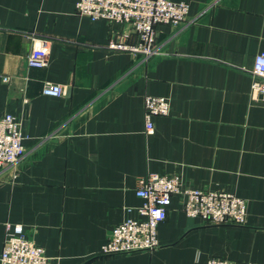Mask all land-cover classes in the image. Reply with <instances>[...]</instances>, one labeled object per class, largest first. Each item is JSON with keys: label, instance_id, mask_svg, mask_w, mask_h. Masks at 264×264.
Wrapping results in <instances>:
<instances>
[{"label": "crops", "instance_id": "1", "mask_svg": "<svg viewBox=\"0 0 264 264\" xmlns=\"http://www.w3.org/2000/svg\"><path fill=\"white\" fill-rule=\"evenodd\" d=\"M172 1L189 4V22L158 25L160 54L144 61L108 48L113 33L136 43L129 26L79 15L78 0H0V116L24 120L27 150L0 169V255L11 223L61 264H264V97L252 93L264 0ZM44 41L48 66L28 67ZM47 83L65 95H44ZM148 95L172 106L151 132ZM149 173L236 194L246 224L208 225L175 196L157 250L101 255L115 226L141 217Z\"/></svg>", "mask_w": 264, "mask_h": 264}, {"label": "built area", "instance_id": "2", "mask_svg": "<svg viewBox=\"0 0 264 264\" xmlns=\"http://www.w3.org/2000/svg\"><path fill=\"white\" fill-rule=\"evenodd\" d=\"M190 6L187 2L172 0H78L77 13L93 21L104 20L111 25L124 24L137 37L130 43L129 34L113 33L108 48L113 52H130L148 61L160 54L156 44L157 26L188 24ZM2 24L0 22V29ZM49 41L33 48L26 62L31 68H45L49 64ZM252 84L253 95L264 97V53L256 56ZM6 82L11 77L4 76ZM43 94L62 97L65 88L47 83ZM172 106L169 99L148 95L145 98L146 129L154 130V117L168 116ZM24 120L13 114L0 116V169L14 168L26 156ZM136 194L144 200L137 208L141 217L128 218L115 226L101 255L114 256L138 252H152L160 247L158 227L169 214L172 199L181 198L182 210L190 217L201 218L208 225H245L248 204L243 198L227 191H205L187 187L181 175L149 173L139 178ZM133 209L129 208L131 212ZM0 264H61L58 258L49 257L26 232L22 225L6 224L4 247ZM208 264H240L222 258H213ZM243 264V263H242Z\"/></svg>", "mask_w": 264, "mask_h": 264}]
</instances>
